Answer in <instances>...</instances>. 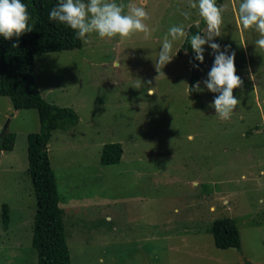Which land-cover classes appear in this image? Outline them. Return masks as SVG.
<instances>
[{"label":"rangeland","instance_id":"374dc122","mask_svg":"<svg viewBox=\"0 0 264 264\" xmlns=\"http://www.w3.org/2000/svg\"><path fill=\"white\" fill-rule=\"evenodd\" d=\"M116 2L124 12L131 5L146 9L147 35L100 37L93 31L81 48L36 58L40 93L73 108L79 119L53 131L48 145L62 188L77 194L60 203L73 263L83 258L87 264H264V49L254 44L260 33L240 23L239 0H223L221 33L213 39L235 52L242 83L233 89L239 101L230 118L221 119L211 106L213 92L203 85L213 62L207 44L197 80L203 90L189 89L193 65L187 52H178L184 38L174 42L179 49L173 59L156 68L168 27L183 23L188 29L200 20L189 0ZM3 129L16 134V144L0 173V264H37L31 244L34 205L19 183L27 178L21 143L25 133L39 129L36 109L16 110L0 95V135ZM104 141L122 144L120 162L107 170L97 161L83 167ZM143 180L153 188L135 196ZM84 181L88 192L78 196ZM222 216L234 219L240 248L214 245L211 224Z\"/></svg>","mask_w":264,"mask_h":264},{"label":"trees","instance_id":"16d2710c","mask_svg":"<svg viewBox=\"0 0 264 264\" xmlns=\"http://www.w3.org/2000/svg\"><path fill=\"white\" fill-rule=\"evenodd\" d=\"M25 2L28 3V10L32 14L33 29L18 37L13 36L6 39L0 36V95L8 96L16 110L35 108L39 120L38 131L25 133L21 143L24 145L22 151L26 168L24 173L27 178L25 181L19 182L23 184L24 194L31 198L30 202L34 205L31 244L37 254V264H75L71 262L67 244L69 232L65 224L64 209L60 203L77 194L67 193L62 188L64 180L55 174L47 144L51 140L53 131L58 127L75 124L79 119H77V113L73 108L58 106L40 93L35 83V71L38 56L46 55L49 52L81 48L83 39L77 38L74 34L75 30L62 22L49 19V10L57 0H25ZM222 2L223 0H216L217 4ZM223 15L225 14L223 13ZM199 19L198 23H192L187 29L190 34L206 26L203 18L199 17ZM221 42L223 46L228 45L226 41ZM185 49L192 60L194 52L186 39L182 43L180 51ZM194 63L199 64V67H195L193 74H190L188 83L191 91L194 82L198 80V69L202 65L200 61H194ZM245 80L248 81L247 78ZM214 96L213 92L212 100ZM123 123L139 131L130 121ZM136 134L142 136L139 133ZM150 137L151 135L147 136L146 143ZM15 144V133L6 132L0 137V163H3V166L6 165L5 162L10 158L11 153H14ZM122 151L120 142L107 141L96 157H99L100 163L106 167V165L120 162ZM19 158H22V152ZM81 164L84 167V164ZM73 168L76 169L74 164ZM108 172H110L109 169ZM140 178L142 179V176ZM148 179L151 182L149 177ZM143 182V191H137L135 196L146 195L148 190L153 188L151 184L144 180ZM88 183L87 181L83 182L84 191L78 196L88 192L86 190ZM74 186H76L75 182H73ZM70 191L72 192V190ZM91 194L93 193L87 196ZM150 196H152V190ZM2 211L8 218L10 211L7 204H3ZM211 233L216 247L222 249L240 248V233L233 218L228 216L215 218L211 224ZM79 260H81L79 264H87L85 259L80 258ZM88 264L99 263L91 260L88 261Z\"/></svg>","mask_w":264,"mask_h":264},{"label":"clouds","instance_id":"9594fccd","mask_svg":"<svg viewBox=\"0 0 264 264\" xmlns=\"http://www.w3.org/2000/svg\"><path fill=\"white\" fill-rule=\"evenodd\" d=\"M28 7V3L25 0H0V36L6 39L13 36L18 37L22 33L33 29L34 22ZM189 7L198 11L199 16L206 22V28L199 29V31L190 34L183 23L170 25L160 43L156 56V68L158 69L159 66H163L173 59L177 50L181 48L180 46L174 50V42L184 38V40L186 39L188 41L194 52V56L190 60V63L193 65L190 74H193L195 67H199V64L194 63V61L203 62L206 51L203 45L207 44L208 50L209 48L212 50L209 52V55L213 56V62L209 66L210 69L207 72L206 78L203 80V85L208 90L218 93L211 101V106L215 109V114L221 119H228L239 101L238 97L233 94V89L241 85L242 78L237 74L239 63L235 62V52L230 49L229 45L221 47L213 39V37L219 36L221 33L220 25L222 23L224 6L217 4L216 0H189ZM122 8L123 6L117 3L116 0H57L49 10V19L62 22L75 30L74 34L77 38L86 39V34L93 31L100 37H112L116 34L126 36L134 31H144L147 35V28L144 23V18L148 16L146 9L143 6L131 5L129 10L124 12ZM236 11L240 23L245 28L254 26L260 33L255 39L254 44L260 49H264V0H239ZM181 15L187 19L190 16V12L182 11ZM197 27L199 26L197 25ZM178 52L184 54L187 52V49L183 51L179 50ZM237 54H240V51ZM244 63L247 70H251L250 59L247 55H245ZM203 70L204 67L201 65L198 73ZM199 76L198 74V78ZM138 83H142V81L139 79ZM192 87L194 90H203L200 87V81L194 82ZM145 90L148 93L153 92L151 87H146ZM6 132L3 129L0 137ZM106 142L104 141L100 144V149ZM48 145L49 143L47 144V150ZM95 155H97V152L91 154L93 161H91V157L88 155L84 159L83 164L89 163L86 166H91V162L97 161L96 163L104 167L105 165L101 164L99 157ZM49 158L51 159L50 154ZM5 167L6 165L3 166V163H0V173ZM103 170H107V168L104 167ZM8 218L4 215L5 221ZM105 222L108 221L105 219ZM100 260H102V257H100ZM71 262L73 263L72 258Z\"/></svg>","mask_w":264,"mask_h":264},{"label":"crops","instance_id":"0c3cea01","mask_svg":"<svg viewBox=\"0 0 264 264\" xmlns=\"http://www.w3.org/2000/svg\"><path fill=\"white\" fill-rule=\"evenodd\" d=\"M235 21H236V15H235ZM235 24H236V26H237V29H239L240 27H239V25L237 24V22H235ZM128 36H130V35H126L125 37H128ZM125 37H124V38H125ZM140 37L144 38V37L141 36V35H140Z\"/></svg>","mask_w":264,"mask_h":264}]
</instances>
